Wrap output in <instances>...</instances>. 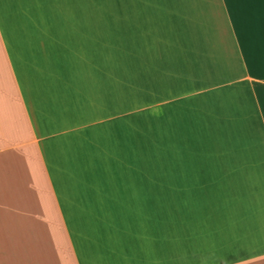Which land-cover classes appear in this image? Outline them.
I'll return each instance as SVG.
<instances>
[{
  "label": "crops",
  "instance_id": "1",
  "mask_svg": "<svg viewBox=\"0 0 264 264\" xmlns=\"http://www.w3.org/2000/svg\"><path fill=\"white\" fill-rule=\"evenodd\" d=\"M0 264H264V0H0Z\"/></svg>",
  "mask_w": 264,
  "mask_h": 264
}]
</instances>
